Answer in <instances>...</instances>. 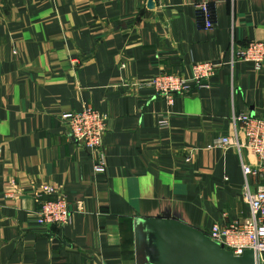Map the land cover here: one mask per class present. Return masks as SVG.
Here are the masks:
<instances>
[{"label":"crops","instance_id":"crops-1","mask_svg":"<svg viewBox=\"0 0 264 264\" xmlns=\"http://www.w3.org/2000/svg\"><path fill=\"white\" fill-rule=\"evenodd\" d=\"M202 2L215 7L213 30L198 25ZM249 41L264 42V0H0V264H158L152 221L209 237L223 213L244 220L241 160L259 170L252 189L264 170L216 144L234 136V114L264 119V67L228 65ZM202 62L225 65L173 106L148 84L190 78ZM87 108L108 117L104 175L62 120ZM33 183L84 211L38 227Z\"/></svg>","mask_w":264,"mask_h":264},{"label":"built area","instance_id":"built-area-1","mask_svg":"<svg viewBox=\"0 0 264 264\" xmlns=\"http://www.w3.org/2000/svg\"><path fill=\"white\" fill-rule=\"evenodd\" d=\"M124 1V0H119ZM197 22L204 30H213L216 25V12L212 3L202 2L196 5ZM238 62H249L256 71L264 67V42L249 41L246 46L232 48L231 67ZM224 63L202 62L192 66V75L185 78L174 73L163 72L149 81L158 98L173 106L175 97L191 94L195 89H208L212 80ZM70 138L79 143L94 156V171L104 175L108 169L107 156L103 149L105 134L108 130V117L100 111L87 108L80 112L68 113L62 116ZM234 136L219 139L216 146L223 149L235 148L239 153L243 149L254 154L260 162V170H264V119L248 113L234 114L231 117ZM162 121L161 126H167ZM190 159H187L189 162ZM245 176L244 199L249 208V215L244 220L229 221L226 213L221 221L216 223L209 232V238L224 247L236 257H241L246 251H253L255 263L264 264V184L252 189L250 176H256L259 170L241 160ZM7 196L20 195L16 187ZM37 209L33 213L34 223L41 228L53 226L67 227L73 223L75 213H82L84 205L77 202L75 209L62 195H58L57 187L38 185L31 186ZM19 193L22 194L20 191ZM18 197V196H17Z\"/></svg>","mask_w":264,"mask_h":264},{"label":"water","instance_id":"water-1","mask_svg":"<svg viewBox=\"0 0 264 264\" xmlns=\"http://www.w3.org/2000/svg\"><path fill=\"white\" fill-rule=\"evenodd\" d=\"M158 246V264H256L253 251L236 257L208 236L168 217L151 222Z\"/></svg>","mask_w":264,"mask_h":264}]
</instances>
